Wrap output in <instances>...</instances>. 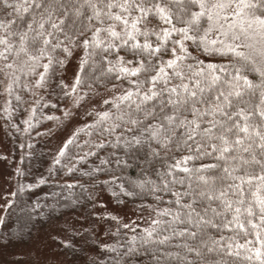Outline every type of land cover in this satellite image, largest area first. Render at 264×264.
<instances>
[{
    "label": "snow or ice",
    "instance_id": "snow-or-ice-1",
    "mask_svg": "<svg viewBox=\"0 0 264 264\" xmlns=\"http://www.w3.org/2000/svg\"><path fill=\"white\" fill-rule=\"evenodd\" d=\"M75 48L84 55L74 79L59 84L73 107L86 98L90 68L99 69L94 83L120 89L86 129L126 153L146 150L149 164L166 161L159 183L136 185L171 196L140 236L153 264H264V0H0V83L9 96L17 87L33 96L45 89ZM36 112L23 121L25 133ZM84 130L63 142L53 166L67 159L71 174L105 147L102 139L81 145Z\"/></svg>",
    "mask_w": 264,
    "mask_h": 264
},
{
    "label": "trees",
    "instance_id": "trees-1",
    "mask_svg": "<svg viewBox=\"0 0 264 264\" xmlns=\"http://www.w3.org/2000/svg\"><path fill=\"white\" fill-rule=\"evenodd\" d=\"M176 38L178 39V37ZM186 43L189 49L192 50V42L188 41ZM169 46L171 47V45ZM58 56L63 58L62 53H58ZM93 59L97 63L100 62L99 56ZM216 61L227 62L226 60H220L219 57L216 58ZM91 62L90 60V64ZM63 70L64 67L56 68V74L50 79L49 86L45 89H33L37 92L35 96L22 87H17L13 95L10 96L12 115L5 120L13 145V155L19 159L20 172L25 177L29 176L27 175L28 172L39 169L44 161L45 140L43 135H38V133H44L43 125L47 121L41 111V104L35 105L37 107L35 121H33L35 127L30 132L25 133L23 131L24 127L21 120L25 118L28 108L33 102L35 103L36 99L43 98L52 92ZM99 74L98 68L96 70L90 68V75L81 87V94L87 93L86 99L106 90L102 84L93 82ZM89 84L92 85L91 90L88 87ZM127 86L125 82L123 87ZM107 87L110 88L111 84H108ZM16 95L21 97L20 101L15 99ZM108 107L106 105V109ZM101 139L105 143L103 149L93 148L96 154L87 156L82 163L72 161V163H75L76 168L73 173L69 174L67 172L69 161L65 159L63 166L56 165L54 167L52 177L47 183L33 188H27L20 182L17 184L13 200L4 214V223L0 226V246L17 241L20 233L25 230L31 232L39 225L44 224L56 209L70 204L87 202L91 197V193L100 187L106 190L114 203L132 205L140 213L148 210L152 215V219L155 216L154 209L167 206V201L171 199L170 194L163 191L153 193L148 186L144 189L136 186L138 182L146 180L159 183L157 172L163 170L166 161L163 159L153 160L149 164L144 157V151L146 150L133 149L126 153L122 146L113 147V138L107 135L100 136L98 128L86 129L80 133L78 142L81 145H84L85 142L94 144ZM28 145H32V147L29 148ZM88 150V147H84L82 150L73 148L72 155H83ZM69 184L74 185V187L68 188L67 185ZM20 186H23V191L18 190ZM125 192L131 193V195H125ZM49 200H52V206H49ZM144 230L145 228L135 227L129 234H126L120 229L112 247L115 251L107 253L103 264H153L151 249L147 246H140V236L144 234ZM133 238H135V241ZM130 248H134L135 251L129 252ZM66 251L73 258L70 251L68 249ZM231 259L235 264H255L254 260Z\"/></svg>",
    "mask_w": 264,
    "mask_h": 264
},
{
    "label": "rangeland",
    "instance_id": "rangeland-1",
    "mask_svg": "<svg viewBox=\"0 0 264 264\" xmlns=\"http://www.w3.org/2000/svg\"><path fill=\"white\" fill-rule=\"evenodd\" d=\"M83 55L81 48H75L72 57L64 65L56 86L42 99L41 111L44 116L59 117V120L46 119L47 122L43 125L44 161L39 169L28 172L29 176L26 177L17 175V170H21L20 162L13 155V145L5 120L7 114L3 111L8 106L10 96L4 90V83H0V157H6L0 159V218L3 219L8 208L5 205H10L13 200L17 184L20 182L27 188H33L45 184L39 183L41 178L47 183L55 167L53 160L63 142L77 130H86L85 126L93 123L95 113L106 109L104 99L111 100L114 94H119L120 89L115 93L103 90L92 98H85L79 107L72 106V99L64 95L59 84L63 80L65 84L71 85ZM0 80H3L2 76ZM43 104H48L49 107L45 108ZM34 106L33 102L25 118L21 120L23 127V121L29 119ZM69 109L72 115L65 117L64 111ZM10 112L12 115L11 107ZM48 203L52 206V200ZM112 216L117 219L112 220ZM151 220L152 215L148 210L140 213L132 205L114 203L106 190L100 187L91 193L87 202L56 209L44 224L31 232L25 230L20 233L17 241L0 246V264H103L120 229L126 234L135 227L147 229ZM67 249L73 258L67 254Z\"/></svg>",
    "mask_w": 264,
    "mask_h": 264
}]
</instances>
